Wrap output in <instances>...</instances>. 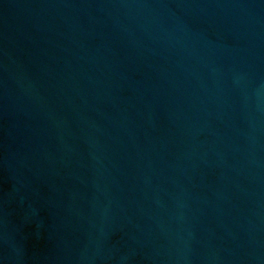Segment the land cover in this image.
I'll use <instances>...</instances> for the list:
<instances>
[{
	"label": "water",
	"instance_id": "obj_1",
	"mask_svg": "<svg viewBox=\"0 0 264 264\" xmlns=\"http://www.w3.org/2000/svg\"><path fill=\"white\" fill-rule=\"evenodd\" d=\"M0 264H264V0H0Z\"/></svg>",
	"mask_w": 264,
	"mask_h": 264
}]
</instances>
